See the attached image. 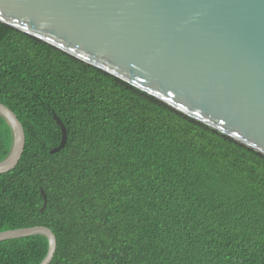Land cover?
<instances>
[{
  "label": "trees",
  "instance_id": "obj_1",
  "mask_svg": "<svg viewBox=\"0 0 264 264\" xmlns=\"http://www.w3.org/2000/svg\"><path fill=\"white\" fill-rule=\"evenodd\" d=\"M0 103L24 133L0 173V231L51 230L48 264H264L263 153L2 22ZM52 113L66 140L50 153ZM10 145L0 115V160ZM46 248L40 234L0 241V264Z\"/></svg>",
  "mask_w": 264,
  "mask_h": 264
},
{
  "label": "water",
  "instance_id": "obj_2",
  "mask_svg": "<svg viewBox=\"0 0 264 264\" xmlns=\"http://www.w3.org/2000/svg\"><path fill=\"white\" fill-rule=\"evenodd\" d=\"M0 22L125 80L264 154V0H0ZM11 145L0 173L24 147L16 115L0 103ZM60 140L66 130L52 113ZM42 205L45 206V195ZM43 235L44 226L0 231V241Z\"/></svg>",
  "mask_w": 264,
  "mask_h": 264
}]
</instances>
